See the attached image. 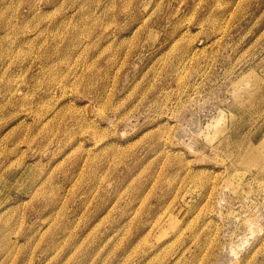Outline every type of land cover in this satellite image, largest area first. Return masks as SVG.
<instances>
[{"label":"rangeland","instance_id":"1","mask_svg":"<svg viewBox=\"0 0 264 264\" xmlns=\"http://www.w3.org/2000/svg\"><path fill=\"white\" fill-rule=\"evenodd\" d=\"M176 263L264 264V0H0V264Z\"/></svg>","mask_w":264,"mask_h":264},{"label":"bare ground","instance_id":"2","mask_svg":"<svg viewBox=\"0 0 264 264\" xmlns=\"http://www.w3.org/2000/svg\"><path fill=\"white\" fill-rule=\"evenodd\" d=\"M219 33H220V32H219ZM217 39H219V38H217ZM214 41L216 42L217 40H214ZM184 128H185V126H184ZM187 128H188V126H187ZM182 130H183V129H182ZM185 130H186V129H185ZM234 161H235V160H234ZM231 162H233V161H231ZM230 164H231V163H230ZM232 164H233V163H232ZM232 164H231V165H232ZM224 166H225V165H224ZM225 167H226V166H225ZM229 167H230V166H229ZM229 167H228V168H229ZM228 168H227V169H228ZM226 171H227V170H226ZM229 250H230V252L232 253L233 248H231V249H229ZM227 252H228V251H227ZM222 257H223V256H222ZM176 264H177V263H176Z\"/></svg>","mask_w":264,"mask_h":264}]
</instances>
